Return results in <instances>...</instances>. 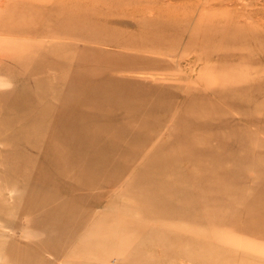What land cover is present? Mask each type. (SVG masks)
Instances as JSON below:
<instances>
[{"label": "rangeland", "instance_id": "374dc122", "mask_svg": "<svg viewBox=\"0 0 264 264\" xmlns=\"http://www.w3.org/2000/svg\"><path fill=\"white\" fill-rule=\"evenodd\" d=\"M206 31L211 33L208 44L203 41ZM238 38L245 42L232 49ZM239 92L250 100H233ZM251 101L264 103V0H0V248L2 254L11 251L0 256V264H264L263 236L229 232L242 226L241 216L252 201L262 202L264 214V111H253ZM198 109L212 110L210 118L200 119V125L185 122ZM66 129L74 133L60 140L64 133L58 130ZM21 130L43 137L48 152L61 155L70 148L75 158L88 157L89 169L70 164L65 170L57 171L59 165L41 170L39 150L11 142L24 143L20 137L27 134ZM54 131L61 134L54 136ZM189 133L197 134L187 136L190 140L210 139L220 154L208 148L204 154L193 152L199 153L192 159H200L197 166L182 152L183 159L175 155L168 164L181 171L171 168L173 173L165 170L168 175L162 172V177L161 171L158 177L151 171L153 181H142L149 161L161 157L151 166L171 161L174 142ZM139 135L147 140L142 149L136 146ZM240 156L249 159L243 164ZM230 159L255 172L244 177L242 165L236 168ZM108 160L111 170L96 171ZM231 170H236L233 175ZM100 173L107 178L103 183L96 181ZM226 178H233L234 187ZM218 181L225 187L219 189ZM153 185L155 190L163 187L168 196L162 198L176 204L172 208L187 199L184 216L193 224L198 221L196 226L189 227L185 219H146L155 209L154 203L145 204L156 193ZM193 186L206 189L204 198ZM173 190L183 196L178 199ZM190 199L198 202L192 205ZM219 217L228 219L218 232L199 224Z\"/></svg>", "mask_w": 264, "mask_h": 264}, {"label": "bare ground", "instance_id": "6f19581e", "mask_svg": "<svg viewBox=\"0 0 264 264\" xmlns=\"http://www.w3.org/2000/svg\"><path fill=\"white\" fill-rule=\"evenodd\" d=\"M59 2H60V1H59ZM78 6H79V5H78ZM52 9H54V8H52ZM27 18H28V17H27ZM27 18H26V20L28 21ZM30 19H31V17H30ZM24 21H25V19H24ZM24 21H23V22H24ZM23 22H22V23H23ZM233 22H234V20H233ZM165 24H166V23H165ZM169 24H170V23H169ZM223 26H224V25H223ZM167 27H168V26H167ZM144 29H145V28H144ZM160 29H161V28H160ZM171 29H172V28H171ZM171 29H170V30H171ZM174 29H175V28H174ZM163 30H164V29H163ZM166 30H168V28H166ZM176 30H177V29H176ZM177 31H178V30H177ZM165 33H166V31H165ZM175 33H176V32H175ZM199 33H200V32H199ZM199 36H200V35H199ZM209 39L211 40V33L208 32V31H206V32L203 34V41H204V44H205V43L208 44V43L210 42ZM251 40H252V39H251ZM238 42H245V41H243L242 38H241V39H239V38L236 39V41H235L234 44H233V48H232V49H236V46H237V43H238ZM163 45H164V44H163ZM243 45H244V43H243ZM157 47H158V46H157ZM203 47H204V46H203ZM206 49H207V48H206ZM207 50H208V49H207ZM237 57H238V56H237ZM212 58H213V57H212ZM235 59H236V58H235ZM216 60H217V58H216ZM41 64H50V63H48V62H43V63H41ZM52 64H53V63H52ZM261 82H262V81H261ZM255 84H256V83H255ZM248 86H249V85H248ZM228 89H229V87H228ZM226 91H227V90H226ZM254 93H255V92H254ZM255 95H256V94H255ZM253 96H254V94H253ZM235 97H236V98H235ZM254 97H255V96H254ZM85 98H87V97H85ZM231 98H232L233 100H234V99H238V98H239L240 100H244V101H245V100H246V101H247V100H250L249 96L246 95V94H244V93H242V92H239V93H237L236 95H232ZM54 99H56V98H54ZM85 100H86V99H85ZM251 100H252V98H251ZM47 101H48V100H47ZM89 101H90V100H89ZM144 102L146 103V101H144ZM144 102H143V103H144ZM210 102H211V101H210ZM218 102H219V101H218ZM237 102H238V100H237ZM80 103H81V102H80ZM84 103H86V101H85ZM87 103H89V102H87ZM152 103H153V102H152ZM159 103H160V102H159ZM232 103H233V102H232ZM235 103H236V101H235ZM240 103H241V101H239V102L236 103V104H240ZM243 103H244V102H243ZM243 103H242V104H243ZM250 103H251L252 106H253V111H254V110H259V109H260L261 111H264V103H263V104H259V103H255V102H252V101H251ZM77 104H78V103H77ZM93 104H94V103H93ZM150 104H151V103H150ZM155 104H157V103H155ZM236 104H235V105H236ZM242 104H241V105H242ZM85 105H86V104H85ZM87 105H88V104H87ZM91 105H92V103H91ZM200 105H201V104H200ZM200 105H199V107H200ZM215 105H216V104H215ZM223 105H224V104H223ZM80 106H81V105H80ZM159 106H160V105H159ZM159 106H158V107H159ZM161 106H162V105H161ZM190 106H191V104H190ZM192 106H193V105H192ZM239 106H240V105H236V106H235L236 109H238ZM246 106H247V105H245V107H246ZM249 106H250V105H249ZM249 106H248V108L251 109V107H249ZM88 107H89V105H88ZM152 107H153V106H152ZM186 107H187V106H186ZM196 107H197V106H196ZM243 107H244V105H243ZM159 108H160V107H159ZM161 108H162V107H161ZM194 108H195V106H194ZM209 108H210V107H209ZM221 108H222V107H221ZM225 108H226V107H225ZM231 108H232V107H231ZM154 109H155V108H154ZM168 109H169V108H168ZM185 109H187V108H185ZM196 109H197V108H196ZM155 110H156V109H155ZM166 110H167V109H166ZM217 110H218V109H217ZM224 110H225V109H224ZM146 111H147V110H146ZM146 111H145V112H146ZM168 111H169V110H168ZM182 111H183V110H182ZM215 111H216V110H215ZM220 111H221V110H220ZM241 111H242V110H241ZM154 112H155V111H154ZM166 112H167V111H166ZM195 112H198V113H196L195 115H193L194 113H193V111H192L193 114H191V118L188 117L189 119L186 120L185 122H187V123L196 122V124L200 125V124H201V123H200V119H203V118L209 119V118H210L209 116H211V114H212V110H210V111H205V110H203V109H198V111H195ZM216 112H218V111H216ZM223 112H224V111H223ZM250 112H251V110H250ZM184 113H185V112H184ZM186 113H187V112H186ZM141 114H142V113H141ZM152 114H153V113H152ZM167 114H168V112H167ZM167 114H166V115H167ZM249 114H250V113H249ZM249 114H247V112H246V115H247V116H248ZM144 115H146V114H144ZM144 115H142V116H144ZM189 115H190V114H189ZM192 115H193V116H192ZM215 115H216V114H215ZM163 116H164V115H163ZM194 116H195V117H194ZM217 116H219V115H217ZM249 116H251V114H250ZM192 117H194V119H193ZM222 117H223V116H222ZM62 118H63V117H62ZM213 118H214V117H213ZM74 119H78V118L74 117ZM246 119H247V118H246ZM210 120H211V119H210ZM212 120H213V119H212ZM248 120H249V119H248ZM262 120H263V119H262ZM262 120H261V121H262ZM43 121H44V120H43ZM252 121H256V120H253V119H252ZM180 122H181V121H180ZM182 122H184V120H183ZM210 122H211V121H210ZM73 123H76V124H77V121H74ZM205 123H206V121H205ZM207 123H208V122H207ZM175 124H176V123H175ZM70 128H71V126H70ZM102 128H103V127H102ZM102 128H101V129H102ZM106 128H107V127H106ZM106 128H104V130H106ZM98 129H99V131H100V128H98ZM107 129H108V130H106V131L109 132V128H107ZM86 130H87V129H86ZM86 130H85V131H86ZM104 130H103V131H104ZM58 131H60L62 134L64 133V134L62 135V139H61V136H60V140H65L64 137H65L66 134L68 135L69 133H74V131H73L72 129L58 130ZM93 131H94V130H93ZM101 131H102V130H101ZM106 131H105V132H106ZM263 131H264V129H263ZM17 132H18V131H17ZM17 132H16V133H17ZM56 132H57V131H54V132H53L54 136H56V135L59 133V132H58V133L56 134ZM76 132L81 133V130H78V131H76ZM108 132L105 133V135L109 134ZM22 133L27 134L26 136H24L25 138H23L22 136L20 137V138H22V139L24 140V143H23V144H22V142H21L20 140H19V141L17 140L16 142H13V141H11V142H12L13 145H15V146L18 145V146H21V147H24V148H33V149H35L36 151L39 150V152H40V156H41V159H40V162H41V170H44V168L46 167V165L50 166V168L52 167V171L55 170L54 167H55V166H58V165H59L58 168H56V170L58 169L57 171H59V167H60L61 169L63 168V169L65 170V169L67 168V166H69L70 164H71V165H77V166H79V167L82 168V169H89V168H88V165H87V162L89 161V158H88V157H86L87 159H84V158H83V159H80V158L77 159V158H75L74 155H71L70 153H68V152L71 151V150H70V148H69V151H68V150H67L68 147H67L66 145H65V148L67 147L66 150L68 151V152H67L68 154H67V153H63V154L61 153V155H59L58 152H57V153H56V152H48V151H50V149H47V148H48V144L45 143V141L43 140V139H44L43 137H39V136H38V137H34V135H31V136H33V137H31L30 134H28V132H25V131L22 132V130H21V133H20V134H22ZM61 133H59L58 135H60ZM179 133H180V132H179ZM190 133H192V132H190ZM190 133H189L188 135H184V137H182L183 139H182V138L179 139L177 143L174 142V147L172 148V151L170 150V151L172 152V154H171V156H169V158H168V159H170V157H171V161H170V160L167 161V158H166V161L164 160V161L166 162L165 164L163 163L164 161H162L161 163H158V164H156V165L151 166V165L153 164L152 162L155 161V159H158V158L161 159V157H158V153H157V157H158V158H156V157L153 155L155 158H154L153 160H150V161H149V162H151V164H148V166H147V168L145 169V172H144V173H141V174H142V177H141V176H138V177H141V180H142V181H143L144 179H145L144 181H147V179L150 178L149 176L151 175V171H153V173H154V171H155V172H156V176L159 174L158 171H159V172L161 171V172H160V175H161L162 172H163V174H164V175L166 174V176H167V175H168V172H167V173H164V172H166L165 170H168V169L172 170L171 168H173V167H169V166H168V164H170L169 162H172V158H173V156H175V155H177L178 158H179V157L181 156V155H179V154L182 153V152H183V154L185 155L184 157H186V160H187V161H189V162H191V163H192V162L194 163L195 160L192 161V159H194V158H193L194 155L199 154V153H193V152H200V153L202 154V153H203L202 150H204L205 148L211 149L212 151L214 150V149H213L214 146H213V145L210 143V141H209L210 139L207 140V141H206L205 139H199V140H198V137L196 138V136H193V138L190 140V139L188 138L189 135H191V136H192V135H197L196 133H193V134H190ZM20 134H19V135H20ZM55 134H56V135H55ZM84 134H85V133H84ZM17 135H18V133H17ZM87 135H88V136L91 135V137H92V134H87ZM218 135L220 136V134H218ZM139 136H140V135H139ZM139 136L137 137V139L139 138ZM187 136H188V137H187ZM237 136H238V135H237ZM83 137H84V136H83ZM142 137H144V136L142 135ZM178 137H179V136H178ZM178 137H177V138H178ZM186 137H187V138H186ZM203 137H204V135H203ZM228 137H229V136H228ZM147 138H148V137H147ZM179 138H180V137H179ZM184 138H186V139H184ZM190 138H191V137H190ZM206 138H207V137H206ZM219 138H220V137H219ZM235 138H236V137H235ZM22 139H21V140H22ZM86 139H87V138H86ZM132 139H133V138H132ZM139 139H141V140H140V141H137V143H136V142H135V143H136V146H137L139 149H142V148L144 147V145H145V143H146L147 140L145 139V140H146V141H145L144 139L141 138V136H140ZM207 139H208V138H207ZM231 139H232V138H231ZM225 140H226V139H225ZM238 140H239V139H238ZM241 140H242V139H241ZM241 140H240V141H241ZM14 141H15V140H14ZM49 141H51V140H49ZM54 141H55V140H54ZM54 141H53V142H54ZM134 141H135V140H133L132 143H133ZM227 141H228V140H227ZM233 141H234V140H233ZM240 141H239V142H240ZM57 142H60V141H57ZM215 142H216V141H215ZM229 142H230V141H229ZM235 142H236V143H235ZM235 142H234V144H235V145H236V144L238 145V143H237L236 140H235ZM243 142H244V141H241L240 143L242 144ZM12 143H11V144H12ZM51 143H52V142H51ZM60 143H61V145H62V142H60ZM60 143H57V144L59 145ZM85 143H86L87 145L90 144V142H88V141H85ZM175 143H176V145H175ZM52 144H53V143H52ZM147 144H148V143H147ZM147 144H146V145H147ZM241 144H240V145H241ZM53 145H54V144H53ZM63 145H64V144H63ZM63 145H62V148H64ZM68 145H69V144H68ZM237 145H236V146H237ZM240 145H239V146H240ZM243 145H245V143L242 144V147H243ZM249 145H250V144H249ZM50 146H51V145H50ZM212 146H213V148H212ZM221 146H222V145H221ZM221 146H220V147H221ZM59 147H60V146H59ZM232 147H233V146H232ZM232 147H231V148H232ZM242 147L240 146L238 149H239V150H240V148H241L242 150H243V149H246V147H245V148H242ZM250 147H251V145H250ZM50 148H51V147H50ZM56 148H57V146L55 147V149H56ZM65 148H64V149H65ZM162 148H163V147H162ZM166 148H167V147H166ZM222 148H223V151H225L224 149H226V148H224L223 146H222ZM222 148H221V150H222ZM234 148H235V147H234ZM234 148H233V149H234ZM59 149H60V148H59ZM134 149H136V148H134ZM170 149H171V148H170ZM208 149H207V150H208ZM215 149H216V150H214L215 152H216V151H219V150H217V147H215ZM51 150H53V149H51ZM62 150H63V149H62ZM66 150H65V151H66ZM115 150H116V149H115ZM168 150H169V149H168ZM57 151H58V150H57ZM72 151H73V150H72ZM72 151H71V152H72ZM77 151H78V150H77ZM158 151H159V150H158ZM158 151H157V152H158ZM226 151H229V150H226ZM235 151L237 152V148H236ZM243 151H244V150H243ZM61 152H62V151H61ZM99 152H100V151L97 150V153H98V154H99ZM101 152H102V151H101ZM119 152H120V151H119ZM121 152H122V151H121ZM121 152H120V154H122ZM126 152H127V151H126ZM126 152H124L125 155L127 154ZM131 152H132V151H131ZM133 152H134V151H133ZM139 152H140V151H139ZM160 152H162V150H160ZM160 152H159V154H161ZM163 152H165V150H164ZM204 152H205V150H204ZM252 152H254V151H252ZM72 153H73V152H72ZM97 153H94L93 155L96 156L95 154H97ZM102 153H104V152H102ZM116 153H117V152H116ZM135 153H136V152H135ZM137 153H138V152H137ZM166 153H168V152H166ZM216 153H217V152H216ZM218 153L220 154V152H218ZM218 153H217V155H218ZM222 153H223V152H222ZM254 153H255V152H254ZM73 154H74V153H73ZM91 154H92V153H91ZM98 154H97V155H98ZM120 154L118 153L119 156H120ZM132 154H133V153H132ZM138 154H139V153H138ZM203 154H204V153H203ZM213 154H214V153H212V154H210V155H213ZM223 154H224V153H223ZM236 154H237V153H235V155H233L234 158H236ZM238 154H239V153H238ZM238 154H237V157H239ZM241 154H242V151H241V153H240L239 155H241ZM243 154H244V153H243ZM255 154H256V153H255ZM82 155H83V154H82ZM82 155H81V156H82ZM99 155H101V154H99ZM107 155H108V153H107ZM122 155H124V154H122ZM130 155H131V154H130ZM162 155H163V154H162ZM167 155H169V154H167ZM226 155H227V154H226ZM226 155H225V156H226ZM259 155H262V154H259ZM105 156H106V155H105ZM136 156H137V155H136ZM159 156H160V155H159ZM220 156H221V155H220ZM220 156H219V157H220ZM262 156H263V155H262ZM83 157H84V156H83ZM89 157H90V156H89ZM130 157H131V156H130ZM162 157H163V156H162ZM166 157H167V156H166ZM181 157H182V156H181ZM188 157H191V158H188ZM211 157H212V156H211ZM213 157H214V155H213ZM240 157H241V156H240ZM243 157H244V156H242V157L240 158L241 161H242V163H243L244 159L246 158V156H245L244 158H243ZM257 157H258V156H257ZM103 158H104V157H103ZM103 158H102V159H103ZM112 158H114V157L112 156ZM163 158L165 159V156H164ZM163 158H162V159H163ZM195 158H196V157H195ZM198 158H199V157H198ZM242 158H243V159H242ZM247 158L249 159V157H247ZM247 158H246L245 160H247ZM255 158H256V157H254L253 159H255ZM25 159H26V158H25ZM27 159H28V158H27ZM114 159H115V158H114ZM114 159H111V160H114ZM175 159H176V158H174V160H175ZM182 159H183V157H182ZM207 159H209V156H208ZM214 159L216 160L217 157L215 156ZM226 159H227V158H226ZM226 159H225V160H226ZM250 159H251V158H250ZM258 159H259V158H258ZM30 160H31V159H30ZM199 160H200V159H199ZM199 160H197V162H198ZM217 160H218V159H217ZM217 160H216V161H217ZM219 160H220V158H219ZM219 160H218V161H219ZM231 160H232V159H230V162H231ZM235 160H236V159H235ZM235 160H234V161H235ZM251 160H252V159H251ZM261 160H262V158H261ZM34 161H35V159H34ZM34 161H31V162L34 164ZM118 161H120V159H119ZM157 161H160V160H157ZM175 161H177V159H176ZM182 161H183V160H182ZM182 161H181V162H182ZM184 161H185V160H184ZM184 161H183V162H184ZM227 161H228V160H227ZM232 161H233V160H232ZM234 161H233L232 163L237 162V161H235V162H234ZM241 161H240V162H241ZM252 161H253V160H252ZM255 161H257V159H256ZM255 161L253 162L254 164H255ZM262 161H263V160H262ZM26 162H27V161H26ZM28 162H29V161H28ZM31 162H29V163H31ZM173 162H174V161H173ZM173 162H172V163H173ZM179 162H180V161H178V163H179ZM181 162H180V164L182 165L183 162H182V163H181ZM185 162H186V161H185ZM197 162L195 161V164H196V165H197ZM210 162H211V161H210ZM222 162H223V161H222ZM244 162H245V161H244ZM35 163H36V162H35ZM112 163H113V162H112ZM147 163H148V162H147ZM147 163H145V164L147 165ZM155 163H156V162H154V164H155ZM162 163H163V164H162ZM176 163H177V162H176ZM178 163H177V165L179 166ZM186 163H188V162H186ZM186 163H185V164H186ZM207 163H208V162H207ZM256 163H257V162H256ZM259 163L262 164V162H261V161H258V166L261 167ZM122 164H123V163H122ZM214 164H216V162H215ZM218 164H219V163H218ZM235 164H236V168H237V165H239L240 168H241V165H242V164L240 165L239 162H237V163H235ZM243 164H244V163H243ZM30 165H31V164H29L28 166L30 167ZM62 165H63V166H62ZM64 165L66 166V168H65ZM117 165H118V164H117ZM175 165H176V164H175ZM188 165H190V164H187V166H188ZM196 165H195V166H196ZM209 165H210V164H209ZM26 166H27V164H26ZM31 166H32V165H31ZM111 166H112V165H111L110 161L108 160L107 162L103 163V166H102L100 169H97L96 171H98V170L101 171V170H102L103 173H105V171L107 172V171L111 170ZM142 166L144 167L145 165H142ZM167 166H168V167H167ZM172 166H174V165H172ZM182 166H183V165H182ZM187 166H185V167L187 168ZM192 166H194V165H192ZM197 166H198V165H197ZM214 166H215V165H214ZM227 166H228V165H227ZM232 166L234 167L235 165L232 164ZM239 166H238V169L240 170ZM263 166H264V164H263ZM32 167H33V166H32ZM199 167H200V166H199ZM203 167H204V166H203ZM209 167H210V166H209ZM220 167H221V165H220ZM222 167H224L223 164H222ZM233 167H232L231 169H233ZM244 167H246V166H244ZM244 167H243V165H242V170H243L242 172L244 173V177H245L246 175L248 176V173H249L250 171H253V170L251 169V170L249 171L248 169H247V170L245 169V170H246V171H245V170L243 169ZM122 168H123V167H122ZM125 168H126V167H125ZM179 168H181V167H179ZM183 168H184V167H183ZM197 168H198V167H197ZM206 168H208V167H206ZM218 168H219V167H218ZM218 168L216 167L214 170L216 171ZM224 168H225V167H224ZM224 168H222V169H224ZM246 168H247V167H246ZM33 169H34V168H33ZM67 169H68V168H67ZM114 169H116V168H114ZM173 169L175 170L176 168H173ZM177 169H178V168H177ZM198 169H199V168H198ZM211 169H212V167L209 168V169H206V170H207V171H210ZM226 169H227V168H226ZM234 169H235V167H234ZM261 169H262V168H261ZM15 170H16V168H15ZM30 170H31V169H30ZM124 170H125V169H124ZM147 170L149 171L150 174L147 173ZM191 170H193V169H191ZM191 170H190V171H191ZM194 170H195V169H194ZM206 170H205V172H206ZM224 170H225V169H224ZM259 170H260V169H259ZM26 171H27V170H26ZM32 171H33V170H32ZM102 171H101V172H102ZM114 171H115V170H114ZM117 171H123V169H122V170H121V169H118ZM142 171H143V170H142ZM168 171H169V170H168ZM175 171H181V170H175ZM185 171H186V170H185ZM188 171H189V170L187 169V172H188ZM196 171H197V170H195L194 172H196ZM215 171H214V173H215ZM235 171H236V170H234V172H235ZM237 171H238V170H237ZM240 171H241V170H240ZM248 171H249V172H248ZM262 171H263V170H262ZM15 172H16V171H15ZM55 172H56V171H55ZM60 172H62V171H60ZM182 172H184V171L182 170ZM202 172H204V171H202ZM212 172H213V171H212ZM212 172H210V173H212ZM217 172H219V173L221 172V174H224V175H225L226 170H225V173H222V171H219V170H217ZM229 172H230V171H229ZM231 172H232V173H231ZM231 172H230V174L233 175L234 172H233L232 170H231ZM242 172H241V173H242ZM245 172H247L246 175H245ZM253 172H255V171H253ZM256 172L259 173L258 171H256ZM263 172H264V171H263ZM263 172H261V173L263 174ZM62 173H63V172H62ZM62 173H61V174H62ZM145 173H146V174H149V175H147V176L145 175V177H144L143 174H145ZM157 173H158V174H157ZM171 173H173V172L171 171ZM171 173H170V171H169V175H170ZM174 173L177 174V172H174ZM178 173H179V172H178ZM184 173H186V172H184ZM188 173H189V172H188ZM198 173H199V170H198ZM238 173H239V171H238ZM257 173H256V174H257ZM261 173H259V174H261ZM19 174H20V173H19ZM106 174H107V175H105V174H104V175L110 177V176L108 175L109 173H106ZM139 174H140V173H139ZM179 174H180V173H179ZM182 174H183V173H182ZM192 174H193V177H194V174H195V173H193V171H192ZM208 174H209V173H207V174L205 173L206 176H207ZM212 174H213V173H212ZM212 174H211V175H212ZM227 174H228V173H226V175H227ZM235 174H236V173H235ZM235 174H234L233 178L236 176ZM253 174L255 175V173H253ZM23 175H24V174H23ZM23 175H22V176H23ZM49 175H50V174H49ZM62 175H63V174H62ZM64 175L67 176L66 173H65ZM110 175H111V174H110ZM134 175H135V174H134ZM203 175H204V174H203ZM205 175H204V176H205ZM218 175H219V174H217V177H218ZM228 175H229V174H228ZM228 175H227V176H228ZM232 175H231V176H232ZM97 176H98V175H97ZM100 176H101V173H100L99 176L97 177L96 181H97L98 183H100V182H101V183L105 182V179H107V178H104L103 176L100 177ZM136 176H137V175H136ZM152 176L154 177V175H152ZM152 176H151V177H152ZM196 176H197V175H196ZM213 176H214V177H213ZM213 176H212L213 179L215 178V180H217V178L215 177V175H213ZM231 176H230V177H231ZM242 176H243V175H242ZM247 176H246V177H247ZM260 176H261V177H264L263 175H260ZM134 177H135V176H134ZM134 177H132V178H134ZM153 177H152V178H153ZM157 177H158V176H157ZM157 177H156V178H157ZM161 177H162V175H161ZM181 177H182V176H181ZM181 177H180V178H181ZM190 177L192 178V176H189V174H188V176H186V178H187L186 181H187V180L190 181ZM199 177H201V179L204 178V177H202V175L199 176ZM221 177L223 178V176H220V180H221ZM224 177H225V176H224ZM239 177H240V176H239ZM239 177H238V178H239ZM255 177H257V176L255 175ZM255 177H254V178H255ZM152 178H150L151 181H153ZM159 178H160V177H159ZM168 178H169V177H168ZM174 178H175V177H173L172 179H169V180H173ZM178 178H179V177H178ZM180 178H179L178 180H180ZM182 178H183V177H182ZM182 178H181V180H182ZM233 178H231V179H233ZM236 178H237V177H236ZM238 178H237V179H238ZM101 179H103V180L101 181ZM135 179H137V178L135 177ZM150 179L148 180L149 182H151ZM154 179H155V178H154ZM166 179H167V177H166ZM175 179H176V178H175ZM183 179H184L183 182L185 183V182H186V181H185V178H183ZM199 179H200V178H199ZM208 179H209V178H208ZM208 179L205 178V181L208 180ZM211 179H212V178H211ZM231 179H229V180L232 181ZM239 179H240V178H239ZM239 179H238L237 181H240V182H241V179H240V180H239ZM262 179L264 180V178H262ZM108 180H109V179H108ZM138 180H140V179H138ZM178 180H177V181H178ZM191 180H192V179H191ZM203 180H204V179H203ZM218 180H219V179H218ZM227 180H228V179L226 178V182H227ZM229 180H228V181H229ZM243 180H245V179L243 178L242 181H243ZM260 180H261V178H260ZM135 181H136V180H135ZM196 181H197V180H196ZM200 181H201V180H200ZM210 181H211V183L215 182V181L212 182V180H210ZM210 181H209V182H210ZM224 181H225V180H222L221 182L223 183ZM230 181H229V182H230ZM156 182H157V181H156ZM173 182H175V181H172V183H173ZM209 182H208V183H209ZM218 182H219V181H218ZM218 182H217V183H218ZM229 182H227V183H229ZM260 182H262V180H261ZM181 183H182V182L180 181V184H181ZM186 183H187V182H186ZM193 183H194V182H193ZM203 183H204V182H203ZM211 183H210V184H211ZM230 183H231V182H230ZM237 183H238V182H237ZM258 183H259V182H258ZM150 184H151V183H150ZM176 184H177V186H179V182L176 183ZM182 184H183V183H182ZM199 184H200V183H199ZM199 184H198V185H199ZM210 184L207 185V182H206V183H205V186L207 185V187H209ZM219 184H220V182H219ZM219 184L217 185V186L219 187V189L225 187L224 185H222L223 187H221V184H220V186H219ZM223 184H225V183H223ZM234 184H236V183L234 182ZM167 185H168V184H167ZM185 185H186V184H185ZM195 185H197V184H195ZM200 185H203V184L201 183ZM215 185H216V184H215ZM228 185H229V184H227L226 186H228ZM230 185L233 186V182H232ZM230 185H229V186H230ZM150 186H152V185H150ZM150 186H149V187H150ZM174 186H175V183H174ZM182 186L184 187V184H183ZM182 186H181V187H182ZM205 186H204V187H205ZM210 186H211V185H210ZM239 186H240V185H239ZM242 186H243V185H242ZM242 186H241V188H239V190H240V189L242 190V188H244V186H243V187H242ZM143 187H144V186H143ZM146 187H147V190H148V186H146ZM154 187H156V186L153 185V188H154ZM193 187H194L195 189H197L196 186H193ZM193 187H192V188H193ZM233 187H234V186H233ZM156 188H157V187H156ZM156 188H154V190H155ZM161 188H163V187H162V186L160 187V186L158 185V190H155L156 193H154L153 191L150 193V191L152 190V188H149V189H151L150 191L148 190L149 193H150V194H149V199L146 200V203H145V204L149 205V204H153V203H154V205H155L154 208H155V209H153V212H152V214L149 215V217H148V215H146V216H147L146 219H148V218L151 219V218H154V217H155V218L163 217V218H166V219H170L171 221L179 220V219H185L186 221H188L187 224L189 225V227L193 228L194 226H196L195 224H196L198 221L196 222V221H195V218H193V219H194V223H195V222H196V223L193 224V222H192L191 220H187V219L185 218V216H184V208H182V207H185V205L187 204V203L184 202V201L187 200V199H185V200H183V201L181 202V207H177V206H180V204H179V205H177L176 207L172 208V206H174V205H176V204H173V205H172V202H173V201L167 199L168 197H167V198H162V197H164V194H165V193L162 192L163 189H161ZM179 188H180V187H179ZM192 188H191V189H192ZM210 188H211V187H210ZM228 188H229V187H228ZM235 188H236V187H235ZM237 188H238V187H237ZM144 189H146V188H143V189H142V190H143L142 193H146V192H147V190H145L146 192H144ZM180 189H181V188H180ZM180 189H179V190H180ZM184 189H185V188H184ZM195 189H194V190H195ZM207 189H208V188H207ZM192 190H193V189H192ZM194 190H193V191H194ZM197 190H198V192H199L200 189H197ZM208 190L210 191V189H208ZM208 190H207V191H208ZM230 190H232V189H230ZM235 190H236V191H235ZM235 190L233 191L234 193H236V192H237V193L239 192V194L241 193L240 191H238V189H235ZM243 190H244V189H243ZM163 191H165V190H163ZM166 191H167V190H166ZM201 191H202V190H200V192H201ZM204 191L206 192V189H205V188L203 189L202 194L204 193ZM209 191H208V192H209ZM213 191H214V190H212L211 192H213ZM216 191H217V189H216ZM173 192H174V193H172V195H173V194L178 195V196L175 195L176 197H178V199H179L181 196H183L181 192H180V194H179L176 190H173ZM184 192H185V191H184ZM186 192H187V191H186ZM198 192H197V193H198ZM225 192H226V191H225ZM231 192H232V191H231ZM242 192H243V191H242ZM137 193H138V191H137ZM147 193H148V192H147ZM147 193H146V194H147ZM169 193H171L170 190H169ZM199 194L202 195L201 193H199ZM204 194H205V193H204ZM204 194H203V197H201V198H204ZM211 194H212V193H211ZM211 194H210V196H211ZM218 194H219V193H218ZM218 194H214V195H218ZM223 194H224V193H223ZM226 194H228V193L226 192ZM165 195H166V194H165ZM179 195H181V196L179 197ZM200 195H199V197H200ZM207 195H208V193H207ZM207 195H205V197H206ZM220 195H221V194H220ZM228 195H229V194H228ZM228 195H227V196L225 195V197H227V198L230 197V196H228ZM231 195H232V194H231ZM233 195H234V194H233ZM236 195H238V194H236ZM236 195H234V196H236ZM166 196H168V195H166ZM197 196H198V195H197ZM197 196H195L196 199L198 198ZM210 196H208V197H210ZM251 196H252V195H251ZM170 197H171V195H170ZM216 197H217V196H213V197H210V199H211V198H215V199H216ZM183 198H185V197H183ZM218 198H219V197H218ZM196 199H195V200H196ZM208 199H209V198H208ZM210 199H209V200H207V199L204 200V199H203V200H204L205 202H206V200H207L208 202H209V201L211 202ZM222 199L225 200V198H222ZM228 199H229V201H232V200H231V197L228 198ZM232 199H233V198H232ZM235 199H236V198H235ZM137 200H138V199H137ZM174 200H175V199H174ZM195 200H194V201H195ZM198 200L201 201L202 199L198 198ZM212 200H213V199H212ZM219 200H220V198L218 199V201H219ZM239 200L241 201V200H243V199H239V198H238V201H239ZM190 201L192 202L193 199H192V200L190 199ZM194 201H193L192 203H191V202H190V203L193 205V204L195 203ZM216 201H217V200H215L214 202H216ZM222 201H223V200H222ZM233 201H235V200H233ZM233 201H232V202H233ZM240 201H239V202H240ZM263 201H264V198H263ZM35 202H36V201H35ZM140 202H141V201H140ZM142 202L144 203L145 201L143 200ZM176 202H177V201H176ZM176 202H174V203H176ZM197 202H198V201L196 200V203H197ZM225 202H226V201H225ZM235 202H236V201H235ZM244 202H245V201H244ZM177 203H178V202H177ZM190 203H189V204H190ZM203 203H204V202H203ZM203 203H201V204H203ZM211 203H212V202H211ZM219 203H220V202H219ZM35 204H36V203H35ZM191 204H190V205H191ZM205 204H207V202L204 203V205H205ZM216 204H217V203H216ZM223 204H224V203H223ZM226 204H227V209H228V204H229V203H228V200H227ZM233 204H234V202H233ZM233 204H232V205H233ZM236 204H237V203H236ZM140 205H141V204H140ZM190 205H188V207H189ZM209 205H210V204H209ZM212 205H214V204L212 203ZM262 205H263L262 202H258V199L255 200V201H252V202L250 203V205L248 206V208H247V209L245 210V212L243 213V215L241 216V217L243 218V222L241 223L242 226H241V227H234V226H233V227L231 228L232 230H229V232L232 233V234H236V233H237V235H238V234H239L240 232H242V231H243V232H246V231H249V232H250V231H254V233L257 232L256 234H257L258 236L260 235V236H263V237H264V214H261V212H260V211H261L260 209H261V206H262ZM150 206H151V205H150ZM186 206H187V205H186ZM220 206H221V204H220ZM224 206H225V205H224ZM230 206H231V203H230ZM151 207H152V206H151ZM190 207L192 208V207H194V206H190ZM190 207H189V208H190ZM40 208H43V207H40ZM40 208H39V209H40ZM152 208H153V207H152ZM169 208H171V209H169ZM230 208H231V209H230ZM230 208H229V209H230V210L233 209L232 212L235 213V210H236V209L234 210L235 207H234V208L230 207ZM172 209H173V210H172ZM197 209H198V208H197ZM197 209H196V210H197ZM199 209H200V208H199ZM201 209H202V208H201ZM201 209H200V210H201ZM204 209H205V208H204ZM207 209H208V208H207ZM211 209H212V208H211ZM154 210H155V212H154ZM193 210L195 211V207H194ZM214 211H215V210H214ZM227 211H228V210H226V212H227ZM236 211H237V210H236ZM209 212H210V211H208V213H209ZM223 212H224V211H223ZM203 213H204V212H203ZM208 213L206 214V212H205L206 215H208ZM211 213H212V211H211ZM218 213H219V212H218ZM230 213H231V212H230ZM230 213H229V214H230ZM234 213H232V214H234ZM187 214H189V213L187 212ZM187 214H185L186 217H188V216L190 217V216H191V215H187ZM212 214H213V213H212ZM226 214H228V213H226ZM232 214H231V215H232ZM144 216H145V215H144ZM189 217H188V218H189ZM228 217H230V216H228ZM241 217H240V218H241ZM190 218H191V217H190ZM190 218H189V219H190ZM191 219H192V218H191ZM227 219H228V218H227ZM227 219H226V221H227ZM211 220H212V219H211ZM207 221H208V222H206L205 220H204V222H201V221H200L199 224H200L201 226L208 227V228H209L208 230H210V229H217V230H214V231H215V232H218V229L221 228V225H223V223H224L225 220H223L222 218L219 217V218H218L217 220H215V221H211V222H210L208 219H207ZM226 221H225V222H226ZM209 222H210V223H209ZM197 225H198V224H197ZM213 226H215V228H214ZM219 227H220V228H219ZM191 228H190L189 230H191ZM189 230H188V231H189ZM220 230H222V229H220ZM189 232H190V231H189ZM191 232H192V231H191ZM243 232H242V233H243ZM194 233H195V232H194ZM247 233H248V232H247ZM244 234H245V233H244ZM244 234H243V235H244ZM250 234H251V233H250ZM252 234H253V232H252ZM252 234H251V235H252ZM199 235H200V234H199ZM230 235H231V234H230ZM240 235L243 236L242 234H240ZM245 235H246V234H245ZM257 235H256V238L253 236L254 239H258ZM226 236H227V235H226ZM245 237H246V236H245ZM263 239H264V238H262V240H263ZM259 240H260V239H259ZM7 251L11 252L10 249L7 250ZM7 251H6V252H7ZM3 252H4L3 249L0 248V256H1V255H4V254L6 253V252H5L4 254H2ZM7 253H8V252H7ZM53 254L55 255L54 251H53ZM9 255H11V254H9Z\"/></svg>", "mask_w": 264, "mask_h": 264}]
</instances>
